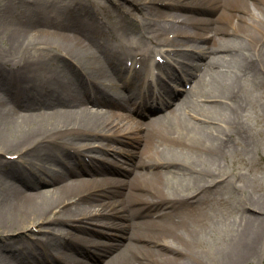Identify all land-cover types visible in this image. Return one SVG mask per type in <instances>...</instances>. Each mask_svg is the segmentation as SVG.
Instances as JSON below:
<instances>
[{
  "label": "bare ground",
  "instance_id": "bare-ground-1",
  "mask_svg": "<svg viewBox=\"0 0 264 264\" xmlns=\"http://www.w3.org/2000/svg\"><path fill=\"white\" fill-rule=\"evenodd\" d=\"M90 1L71 3L68 9L66 5L64 8L62 6L56 16L63 20L71 15L76 16L74 11L85 7ZM159 1L179 4L181 7L211 3L215 10L221 8V1L217 0H133L134 9L136 13L152 14L153 3ZM237 1L223 2L237 4ZM255 8L250 9L246 5L245 10L251 12L252 17L240 15L243 23H237L231 32L223 29L225 34L232 36L222 39L223 41L215 38L211 40L208 37L210 34L204 36L199 32L189 37L186 35L179 42L168 41L172 47L175 45L179 48L184 44L195 52L192 53L190 48L167 49L168 56L174 58L173 62L167 63L163 59L157 60L156 56L163 55L164 52L159 47L161 41L158 36L159 33L165 34L177 27L181 33L188 32L186 27L174 24L176 22L173 20H177V15H165L173 20L169 19L167 25L161 24L156 31L151 28L152 23L157 26L155 20L149 21L145 29L150 28L153 36H146L147 31L143 33L142 36L146 37L143 47H133V41L118 32V29L125 27L126 33L125 29L138 22L134 12L129 15L124 13L126 24L116 28L115 32L109 30V33L98 24L101 21L98 13L86 15L84 19L79 18V24L73 23L71 26L73 29L70 28L69 21L60 23L47 18L46 11L42 9L37 14L33 12L26 18L23 17V20L39 25L33 28L27 26L11 33L10 45L15 49L13 53L16 59L0 55V67L4 69L0 73L8 74L7 81L0 79V264H15L17 260L24 263L34 256V244L30 243L33 231H49L44 233L40 241L42 246L54 247L56 240L60 238V232L62 234V223V226L72 224L81 232L85 229L80 222L84 209L79 203L98 200L96 192L90 191L87 194L89 188L85 186L91 183L84 184L80 178H73L70 183L63 182L68 173H74L71 176L76 177L79 172L71 168H67L68 173L65 172L63 167L65 170L66 167L61 160L72 149H98L96 146L79 143L78 139L121 138L127 141V138L137 137H141L144 143L137 165L143 166L144 170H136L132 176L140 177H137L140 179L138 183L130 182L128 185L126 181L119 184L126 185L130 190L145 191L138 201L130 200L133 202L131 205L139 203L142 206L131 211L129 200L125 201L123 198L121 206L97 212L98 218L107 220L95 221V224L102 227L97 230L106 233L107 229H111L110 237L121 240L114 244L95 241L85 264H104L103 261L105 264H161L155 258L168 257L167 255L179 259V264H189L181 256L192 251L186 252L184 248L171 243H159L156 233L152 231L141 233L135 228L131 229L134 222L129 218L150 216L145 220H149L146 225L151 228L167 230L174 237L188 242L201 239L196 233L195 225L175 219L180 212L176 202L185 197L181 204L191 203L189 198L196 196L197 202L208 189L220 188L228 181L219 160L225 157L228 142L239 141L242 146L250 143L242 105L244 96L241 92L244 84L239 79L254 76L256 80L252 78L256 83H264V13L261 10L255 11ZM225 14L221 9L219 17L227 18L229 15L224 16ZM162 15L158 14L157 17ZM233 15L230 14L231 17ZM109 18L114 20L110 13ZM182 22L195 23L198 28L206 29L209 25L212 27L213 21L190 20L184 16ZM114 23L118 25V21L114 20ZM214 29L217 32L218 27L215 26ZM188 38L192 44H188ZM86 39L89 40L88 43L85 42ZM134 48L140 52H133ZM197 52L199 55H196ZM152 55L156 60L155 66L150 61L145 64ZM141 56L145 59L140 58ZM136 58L143 62L141 67L144 64L146 66L143 73L140 72L141 67L135 68ZM169 65L173 72L168 76L171 82L177 79L178 71L182 78L179 84L186 86L187 82L193 81L191 87L194 86L204 99L203 103L190 101L184 96L169 112L149 119L144 124L130 123L129 120L134 119L132 113L145 114L134 100L136 97L142 98L146 92H152L145 84V77L152 72L153 67ZM114 67L134 74L136 92L127 98L119 90L121 84L115 79H120L121 76ZM140 73L143 76L141 78ZM84 81L92 83L93 90L86 89L83 91L86 95L83 92L81 95L80 84ZM171 87L174 84L166 83L157 93L149 92L145 103L149 105L151 101L160 108L172 103L175 89ZM8 90L6 93L16 96L12 105L2 101L1 91ZM130 91H133V87H130ZM89 102L102 103L110 108L100 112L93 109ZM117 118L128 119L129 124L114 122ZM6 155L12 158H7ZM25 169L27 171L23 173ZM97 169L103 170L100 167ZM104 181L108 185L114 180ZM14 182H20L22 189ZM46 184L51 186L40 187ZM117 190L110 188L111 193ZM120 192L126 197L133 191L127 194L122 190ZM105 194L107 195L106 192ZM241 203L242 210H245L247 204ZM98 205L103 208L108 206L105 200L96 204ZM93 208L95 205L89 210L92 215ZM262 216H250L247 226L230 238L224 252L210 264H247L255 254L257 236L264 222ZM47 221L51 222L45 223ZM179 222L185 231H189L188 235L178 229ZM50 224L55 226L49 227ZM28 230L31 234H28ZM16 231L26 232L14 236ZM67 233L71 241H67L69 251L61 253L60 257L75 261L74 253L78 249L76 239L83 241L85 237H76L71 231ZM26 241L30 244L25 243Z\"/></svg>",
  "mask_w": 264,
  "mask_h": 264
},
{
  "label": "rangeland",
  "instance_id": "rangeland-1",
  "mask_svg": "<svg viewBox=\"0 0 264 264\" xmlns=\"http://www.w3.org/2000/svg\"><path fill=\"white\" fill-rule=\"evenodd\" d=\"M81 1L82 0H0V55H3L4 57H10V59H16V56L13 53L15 49H13V46L10 45L12 44L10 41V35L15 30L23 29L24 27L27 28V26H31L33 28L34 26L39 25V23L33 24L29 21H25L23 20V17L26 18L33 12H36L37 14L39 11H41L40 9L46 11L45 13L47 18L50 17L51 19L58 20L60 21V23H62L63 21V23L69 21L71 29L74 28L71 27L73 23L79 24V18L84 19L86 15L91 14V16H93L92 13H98L101 19L100 22L98 21V24L100 23L108 33L111 32L109 30L115 32L116 28L121 27V25L124 26L126 24V20H124V13L129 15V13L131 14L134 12L138 17V19H136V21L138 22L125 29L126 33L124 32L125 27H123V29H118V32L120 34H123L124 37H128L130 38V41H133V47L144 46V44L146 43L144 38L146 37L142 35L146 31V36L152 35V33L150 32V28L145 29L149 21L152 22V19L155 20L157 26L153 25L154 23H152L151 28L153 31H156V28H158L161 24L167 25L169 24V19H172L171 17H166L165 15H177L178 17L176 21L172 19L174 22H176L174 24L180 27H186L188 32L181 33L180 29H178L179 27L176 26L177 28H171L170 31H167L168 33H159L158 38L159 41H161V43L159 42L161 44L159 47H162L164 49V57L162 58L164 59V61H166V63L168 61H174L173 56H168L166 52L167 49L175 48L185 50L190 48L189 46L184 44H182V46L179 48H176L175 45H173L172 47V45L168 43V41L179 42L181 39L185 38L186 35H188L189 37V35H195L197 32L204 34V36H206V34H210L211 36L208 37H210L211 40L214 38L218 40H224L227 37L232 36L225 34L223 32V29H227V31L231 32L235 29L237 23H243L241 21L242 19L240 18V15L245 16L246 18L252 17L251 12L245 10L246 5L250 6V9L256 7L255 11L257 10L258 12L261 10L264 13V0H238L237 4H224V0H217L219 2L221 1V8L217 10H215L214 6L210 5L211 3H209L208 5H188L181 7L179 4L176 5L167 2L161 3V1H159L153 3V15L145 13L142 14L140 12L136 13V10L134 9L135 2H133V0H91L85 5V7H79L80 9L74 11L76 16L71 15V17L66 20H63L61 17L57 18L56 13L58 12L59 8H61L62 6L64 8V6L66 5L68 9L71 3L79 4V2ZM221 9H223L224 13H226L224 16H230V14H234L233 17H219ZM105 11H108L111 15H113L114 20L118 21V25L114 23V20L109 18V13ZM156 12L158 13L156 14ZM158 14H163L165 17H163V15L162 17H157ZM235 15H239V17ZM184 16L189 17L190 20L209 19L210 21H213L212 27L211 25H209L208 28L202 29L201 27L198 28L196 24L192 22V24H187L185 22L183 23L182 20ZM217 18H221V20L217 21ZM49 26L52 28L51 25ZM215 26L218 27L217 32H215ZM187 40L188 44H192L191 39L188 38ZM85 42L88 43L89 40L86 39ZM10 47L12 50H10ZM190 50L192 51V53L195 52V50L192 48H190ZM136 51L138 53L140 52L138 49L134 48L133 52ZM158 52L160 51L158 50ZM196 55H199L198 52ZM143 56H141L140 58H142ZM150 57L151 59L147 60L145 64L149 61L150 63H156L154 62L153 55ZM140 58L135 59L137 65L136 68L138 69L139 67H141V65H143V62H140ZM0 59L2 58L0 57ZM142 59L144 60L145 57H143ZM145 64L141 67L142 69L140 72L142 73L144 72V67H146ZM1 69L4 70L0 67V70ZM113 69H115L117 74L121 76L120 79L116 78L115 80H117L121 84L119 90H121V93L124 94V97L127 98L128 95L131 94V92H136L135 81L133 79L134 74H128V72L126 73L121 69H116L115 67ZM170 69V65L165 66L164 69L156 68L155 73H158V75L160 74L157 80L158 86H163L164 83L174 84V87H171L175 89V97L174 99H172V103L166 105L165 107L163 106L162 108L155 104L154 109H152L153 104L150 101L149 105L145 106L148 108L143 107V110L145 112L144 116L140 115L138 117L136 115V117L134 116V119L129 120L130 123L135 122L137 124H144V122H147V120L149 119L155 118L156 116L161 114H165L169 112L172 107L175 108L178 102L181 101L180 99L184 96L190 101L193 100L198 103H203L202 101L204 99L199 96L200 94L197 93V91L194 89V86L191 87L193 81L192 83L187 82L186 86L179 84V81H182V78L179 77L177 73L178 71H176L177 79L171 82V78L167 77L168 74L173 73L172 71L169 72ZM180 70L181 69H179V71ZM5 73L6 72L0 73V79H2V81L4 82L7 81L8 78V74ZM142 73H140V78L143 77ZM3 74H5L4 77ZM150 76L151 75H148L144 79L146 80L147 78V84ZM252 77L254 78V76H250L239 79L240 82H243L244 88L247 89L245 90L243 88L241 93L244 96L242 105L245 111L244 115L246 116L248 124L247 130L250 136V143H245L244 146H242V143H240L239 141H234L232 143L228 142L229 145L226 146L227 149L225 157L219 159L221 161V166L223 167L222 169H225L224 172L227 176L226 179H228V181L226 183L224 182V184H222L220 188H213L211 190L208 189L203 194L202 199L197 202V196L189 198L191 203L181 204L184 203L186 199L185 197L178 199V201L176 202L178 205V209H180V212H178L179 214L175 216V219H179L180 222L182 221L184 223H191V225H195L197 231L196 233L201 239L195 240V242L193 240L188 242L186 241V239L182 240L179 237H174V235H171V233L166 232L167 230L162 231L161 229L151 228L146 225L148 224L147 222L149 220H145L150 216H142L144 218L140 219H134L132 218V216H130L129 218L132 222H134L131 225V229L135 228L141 233L152 231L156 233V240L159 243H171L180 248H184L186 252L192 251V253H185L183 254V256H181V259L183 261H187L189 264H205V262H207L208 264L212 263L214 259L220 257V255L224 252V249L227 248L230 238L233 237V235L238 230L247 226L248 222L250 221V216L256 217L263 215L262 217H264V83H256V78H254V80ZM124 79L126 80V82H124ZM155 79L156 78L153 77V81ZM80 85L82 86V90H77L81 92V95L84 89L93 88V84L87 81L82 82ZM130 87H133V91H130ZM169 89L170 86L168 85V90ZM6 92H9V90L1 91L2 101L6 103H12L11 101L13 100V94L10 95ZM89 104H91L93 109H97L100 112H105L110 108L109 106L102 103L99 104L89 102ZM129 121L128 119L121 120L120 118H117L114 122H121L122 124L127 122L126 124H129ZM77 141L79 143L86 144V146H96L98 151L95 149L86 150L84 147V150L81 151L84 157L81 159L86 160V162H83L86 168L82 170H75L79 172V174L75 177L71 176L74 173L69 174L67 169L65 170V168L63 167V170L68 173L66 175V179L63 182L70 183L73 178H80L81 180H83L84 184L91 183L85 186L87 189L89 188L87 194H89L90 191L96 192L95 195L98 200H91L90 202L82 201L79 203V205H81L80 207H83L84 209L82 211V216L80 217L83 221L80 222L83 228L87 227V230H83V232H81L72 224H66L65 226H62L64 225L62 223L60 228H62L63 231L62 234L60 232V237L65 236V241L71 242L69 240V234L67 233L68 231H71V234L73 233L74 236L76 235V237H85L83 241H78L76 239V242L78 241V245L82 244V247L84 245H88L89 248L93 246L95 241L99 242L100 244L118 243L121 239H112L110 237V233H112L111 229H107L106 233H101V230H97V228L102 229V227H99L97 224H95V221L100 222L101 220H107H104L101 216V218H98L96 214L97 212L112 210L114 206H121V201L122 203H124L123 198L125 199V201L129 200L128 203L131 207V211L137 206L140 207L141 204L139 203L131 205L133 202H130V200H134V202L138 201L139 198L146 192H139L138 190L133 189L130 190L126 185H121L119 183H124L127 181V184L129 185L130 182L136 183L138 180H140L139 176H136L135 178H133L132 176L136 170H144L143 166L137 165V161L141 155L140 151L142 150V146L144 144L143 140L141 139V137H137L135 139L127 138V141L125 139L122 140L121 138H111L106 140L102 138H87L85 140L78 139ZM6 157L12 158L11 156L7 155ZM79 159V157H70V155L68 156V154H66L63 156L61 161L62 163H65L66 166L67 163L68 165L77 164ZM37 164H40V161H37ZM66 167L69 168L68 166ZM98 167H100L101 170L103 168V170L99 171L97 169ZM25 171L27 170L25 169L23 173H25ZM104 180L114 181L108 183L107 185L105 184ZM14 183L17 187L22 189V184L20 182ZM49 186L51 185L46 184L40 187L45 188ZM90 188H92V190H90ZM110 188L118 190L115 193H111ZM121 190L125 192V194L130 191L133 192L129 193V195H127L126 197H123L120 192ZM105 192L107 193V195L105 194ZM103 200H105V203L108 205L107 208H103L99 205L96 206V204H100ZM241 202H245L247 204L248 207L245 208V210H242L243 208ZM93 205H95V208L91 209L92 211H94L92 215L90 214L89 210ZM164 221H167V219H164ZM49 222L51 221H47L45 223ZM180 222L178 223L180 225H177L178 229L181 231L183 230V232L188 235L189 231H185ZM53 226L55 225L50 224L49 227ZM260 230L261 231L257 236V242L254 247L255 254L252 256V259L247 262V264H264V222ZM22 232L26 231H16L13 233V235L15 236L21 234ZM48 232L49 231H33L30 238V243L34 244L32 246V249L36 254L43 250L41 248L42 244L40 240L43 239L44 233L47 234ZM28 234H31V232L29 231ZM6 240H9V238ZM25 243H27V241ZM129 252L130 249L127 251V254ZM167 256L168 257L158 256L155 259L160 261L161 264H179V259H176L175 257L171 258L169 255ZM76 260L82 261V255H78ZM57 263L69 264V262H67V260L65 259H61ZM103 263L105 264L106 262L103 261ZM15 264L25 263H21L19 260H17L15 261ZM29 264L38 263L36 261H32V263ZM52 264H56V262H53Z\"/></svg>",
  "mask_w": 264,
  "mask_h": 264
}]
</instances>
